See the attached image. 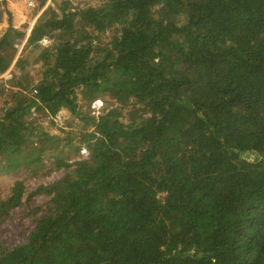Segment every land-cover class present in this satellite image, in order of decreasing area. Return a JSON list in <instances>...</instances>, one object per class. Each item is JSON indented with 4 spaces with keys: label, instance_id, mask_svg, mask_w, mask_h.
Masks as SVG:
<instances>
[{
    "label": "trees",
    "instance_id": "obj_1",
    "mask_svg": "<svg viewBox=\"0 0 264 264\" xmlns=\"http://www.w3.org/2000/svg\"><path fill=\"white\" fill-rule=\"evenodd\" d=\"M5 2L0 74L26 36ZM25 43L43 70L0 112V175L64 174L0 199V222L34 221L0 242V264H264V0H60ZM103 95L110 106L81 115L78 98ZM61 109L90 129L58 137L27 118Z\"/></svg>",
    "mask_w": 264,
    "mask_h": 264
},
{
    "label": "rangeland",
    "instance_id": "obj_2",
    "mask_svg": "<svg viewBox=\"0 0 264 264\" xmlns=\"http://www.w3.org/2000/svg\"><path fill=\"white\" fill-rule=\"evenodd\" d=\"M69 1L73 7L77 6L79 8L85 6L95 7L107 0ZM59 2L60 0H6L5 8L10 14L9 18L12 26L23 31L27 36L30 29L35 25L43 13L46 12L47 14H50L52 12H57ZM28 3H31V5H28ZM0 12L1 35L7 28L8 16L2 8H0ZM182 21L183 20L180 19V23H182ZM26 36L15 43L13 46L14 54H12V61L7 70L0 74V81L9 80L10 83H7V86L12 88L10 89L8 87L9 89L3 92V89L0 86V112L4 108L12 106L13 95L17 92L27 95V89L24 88L27 87L30 89L41 78L43 66L42 63L38 61V49L33 50L32 47L26 46ZM101 40L103 42H108L109 32L102 35ZM48 44V40H43L38 45L46 48ZM19 60L22 63L16 66L15 64ZM14 78H17L18 81L16 85L18 86H14V82H12ZM77 104L81 115L88 114L90 116H97V112L100 113L103 109L110 106L112 101L106 95H103L92 102L82 101L78 98ZM27 118L35 121L36 124H39L47 133L58 137L62 136L61 131L76 133L90 129L83 123L80 117L71 115L65 109H61L53 119L42 117L37 112H32ZM81 149H83V146H81ZM80 150L77 153L73 151L65 152L63 154V159L68 163L83 159L84 156L80 155ZM48 167L52 170L44 176L30 175L26 173L24 169L0 175V199L3 200L9 196L10 190L15 182H21L28 192L34 191L39 187L46 189L50 188L63 176L64 169L55 170L49 164ZM48 199V195L39 192L32 197L31 205L32 207L43 208L47 204ZM26 213L28 214L26 211L15 209L11 212L8 219L0 222V242H3V244L7 246L24 242L27 234L32 230L34 222L31 215L25 216Z\"/></svg>",
    "mask_w": 264,
    "mask_h": 264
},
{
    "label": "built area",
    "instance_id": "obj_3",
    "mask_svg": "<svg viewBox=\"0 0 264 264\" xmlns=\"http://www.w3.org/2000/svg\"><path fill=\"white\" fill-rule=\"evenodd\" d=\"M28 5H31V3H28ZM97 114H98V112H97ZM79 153H80V155H83L84 157L87 155V151L85 149H81Z\"/></svg>",
    "mask_w": 264,
    "mask_h": 264
}]
</instances>
